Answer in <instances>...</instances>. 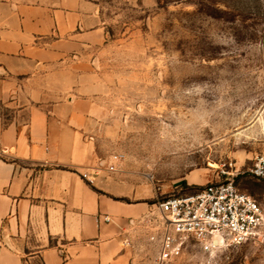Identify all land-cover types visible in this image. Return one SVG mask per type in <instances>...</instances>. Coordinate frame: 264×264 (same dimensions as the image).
<instances>
[{
	"label": "rangeland",
	"instance_id": "1",
	"mask_svg": "<svg viewBox=\"0 0 264 264\" xmlns=\"http://www.w3.org/2000/svg\"><path fill=\"white\" fill-rule=\"evenodd\" d=\"M89 1L105 32L81 94L99 162L121 155L109 175L152 203L227 166L264 208V179L248 172L264 150V0ZM156 254L148 244L142 264ZM168 264H264V226L213 250L190 238Z\"/></svg>",
	"mask_w": 264,
	"mask_h": 264
},
{
	"label": "crops",
	"instance_id": "2",
	"mask_svg": "<svg viewBox=\"0 0 264 264\" xmlns=\"http://www.w3.org/2000/svg\"><path fill=\"white\" fill-rule=\"evenodd\" d=\"M104 32L89 0H0V264H142L152 243L146 193L88 135L81 79Z\"/></svg>",
	"mask_w": 264,
	"mask_h": 264
},
{
	"label": "built area",
	"instance_id": "3",
	"mask_svg": "<svg viewBox=\"0 0 264 264\" xmlns=\"http://www.w3.org/2000/svg\"><path fill=\"white\" fill-rule=\"evenodd\" d=\"M120 160L121 155L114 154L109 170L117 169ZM248 172L264 179V150L256 155ZM220 175L221 179L200 185L191 192L150 203L140 224L148 240L156 245V264H168L178 257L190 238L205 250H213L235 246L259 235L264 226L261 203L236 185V172L226 166ZM110 219L109 215H103V220Z\"/></svg>",
	"mask_w": 264,
	"mask_h": 264
},
{
	"label": "trees",
	"instance_id": "4",
	"mask_svg": "<svg viewBox=\"0 0 264 264\" xmlns=\"http://www.w3.org/2000/svg\"><path fill=\"white\" fill-rule=\"evenodd\" d=\"M236 185H237V184H236ZM237 186H238V185H237ZM199 187H200V186H197L196 189L199 188ZM239 188H240V187H239ZM193 190H195V189H193ZM193 190H192V191H193Z\"/></svg>",
	"mask_w": 264,
	"mask_h": 264
}]
</instances>
